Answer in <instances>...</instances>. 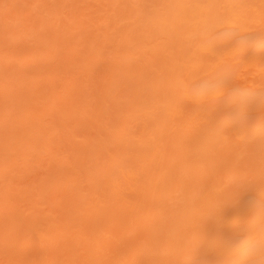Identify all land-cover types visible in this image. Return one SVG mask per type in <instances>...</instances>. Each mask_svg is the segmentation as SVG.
<instances>
[{
  "label": "bare ground",
  "instance_id": "obj_1",
  "mask_svg": "<svg viewBox=\"0 0 264 264\" xmlns=\"http://www.w3.org/2000/svg\"><path fill=\"white\" fill-rule=\"evenodd\" d=\"M32 35L0 264H264V0H0V51Z\"/></svg>",
  "mask_w": 264,
  "mask_h": 264
},
{
  "label": "rangeland",
  "instance_id": "obj_2",
  "mask_svg": "<svg viewBox=\"0 0 264 264\" xmlns=\"http://www.w3.org/2000/svg\"><path fill=\"white\" fill-rule=\"evenodd\" d=\"M11 26H12V23L9 22L7 27L10 28ZM7 38H9L10 41H12V38L10 36H8ZM35 42H36L35 41V38L32 35V37H30L29 39H27L25 42L15 43L14 46H13V48H9V47L3 48L0 51V54L3 55L4 53H7L10 49H13L14 51H17V53H19L22 56V53L24 54V51L27 50L30 46L34 45ZM234 44H235V41H232V46H234ZM263 51H264V49H263ZM26 63L27 62L26 61H23V60H21L19 62V64L17 63V61L8 60V61L4 62L1 66H2V69L4 71H7L11 67L16 66L15 64H17L18 66H23ZM27 66H28L29 69H31V70L33 69L32 65H27ZM189 97H191V95H189ZM224 103H225V98L219 97L217 99H212L211 101H209V103H206V105L209 106V107H216V106L223 105ZM233 108H236V105H234V104H230V105L228 104V105H226L222 109L223 114H226V113L230 112Z\"/></svg>",
  "mask_w": 264,
  "mask_h": 264
}]
</instances>
